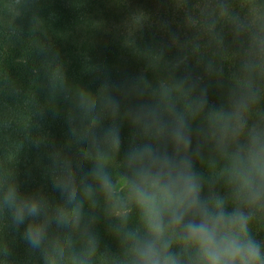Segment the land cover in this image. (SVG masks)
<instances>
[{"label": "clouds", "instance_id": "1", "mask_svg": "<svg viewBox=\"0 0 264 264\" xmlns=\"http://www.w3.org/2000/svg\"><path fill=\"white\" fill-rule=\"evenodd\" d=\"M171 3L184 38L160 21L167 42L138 48L151 17L132 13L123 43L143 70L117 83L88 64L95 87L69 78L40 15L26 36L10 25L38 66L27 91L7 89L23 111H0V138L18 146L11 159L0 152V264H264V0ZM26 4L0 7L17 18ZM49 112L63 117V144L41 131ZM26 148L44 149L45 183L31 191L18 171Z\"/></svg>", "mask_w": 264, "mask_h": 264}, {"label": "trees", "instance_id": "2", "mask_svg": "<svg viewBox=\"0 0 264 264\" xmlns=\"http://www.w3.org/2000/svg\"><path fill=\"white\" fill-rule=\"evenodd\" d=\"M3 0H0L2 4ZM143 11L151 21L135 34L136 47L158 45L167 42V34L158 24L166 21L170 28L183 39L184 30L180 26L179 16L174 11L171 0H27L23 14L14 18L0 7V86L5 91L0 92V111H23V99L7 89L17 86L21 93L27 91L36 78L33 72L38 61L31 59L27 46L14 44L9 36L10 25L17 28L26 36L31 26L33 13L44 18L50 28L56 49L65 65L69 78L88 87H95L99 73L86 70V65H98L107 70L113 82H121L135 76L144 68V61L123 43L126 34L125 23L130 21L132 13ZM98 23L99 27H93ZM58 34V35H57ZM176 55V49H169V58ZM193 74L198 73L191 66ZM150 75V74H149ZM37 98L43 101L47 91L44 87L36 88ZM209 98L216 102L217 89L210 88ZM41 131L47 134L57 144H63L66 136V125L62 115L49 112L41 121ZM128 129H122V137H126ZM19 138L18 133H13ZM6 149V150H5ZM18 146L6 143L0 138V152L11 159ZM44 157V149H24L19 157L18 171L22 188L31 191L45 183L42 168L37 163ZM50 192V189H49ZM50 195L55 197L54 193ZM102 244L112 251L117 249L116 243L106 236L100 226ZM12 258L23 262L26 258V248L18 239L12 245Z\"/></svg>", "mask_w": 264, "mask_h": 264}]
</instances>
